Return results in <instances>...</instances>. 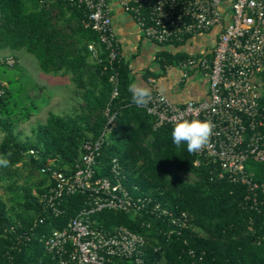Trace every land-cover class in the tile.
Masks as SVG:
<instances>
[{
  "label": "trees",
  "instance_id": "16d2710c",
  "mask_svg": "<svg viewBox=\"0 0 264 264\" xmlns=\"http://www.w3.org/2000/svg\"><path fill=\"white\" fill-rule=\"evenodd\" d=\"M86 14L83 5L68 0H0V49H24L37 58L42 71L69 75L81 100L74 112H49L44 122L32 128L33 135L22 139L11 124L26 121L31 112L10 119L4 101L9 89L4 85L0 154L11 156L9 166L0 167V264L51 261L44 239L80 208L89 207L92 196L87 191L64 193L57 204L60 213L55 214L42 200L50 178L40 166L54 157L65 170L73 167L82 143L99 135L95 177L110 175L116 157L121 181L134 196L142 195L147 207L158 203L175 216L184 212L187 221L186 226L177 227L167 215L105 207L92 213L95 224L105 230L125 225L139 232L146 239V258L164 264H264V207L251 206L245 198L247 187L219 177L218 166L207 157L188 153L183 144L177 148L171 138L172 124L154 126L152 116L132 103L128 91L132 78L122 57L114 63L118 93L110 97L111 68L106 61L98 62L88 49L91 42L100 50L103 46L97 32L83 23ZM185 39L170 43L177 46ZM9 56L14 60L11 66L18 67L14 52ZM191 56L181 49L162 48L156 60L164 68ZM3 66L9 67L6 57L0 59V68ZM151 74L149 69L145 73ZM107 105L114 117L103 132ZM29 148L36 152L27 153ZM196 159L198 163H194ZM245 166L254 171V179L263 177L261 163L247 160Z\"/></svg>",
  "mask_w": 264,
  "mask_h": 264
},
{
  "label": "built area",
  "instance_id": "2783aa9c",
  "mask_svg": "<svg viewBox=\"0 0 264 264\" xmlns=\"http://www.w3.org/2000/svg\"><path fill=\"white\" fill-rule=\"evenodd\" d=\"M68 1L87 9L83 23L97 32L103 46L100 50L91 42L88 49L98 62L106 61L111 68V98L118 93L114 63L121 57L112 26V2L135 20L146 38L159 44L216 30L210 51L192 54L178 64L182 79L189 75L190 69L198 70L207 78V96L175 102L154 88L152 100L144 109L152 116L154 126L172 124L180 116L211 119L215 128L210 143L197 155L215 163L219 177L244 184L248 190L245 198L250 199L251 206L264 207V175L254 179V171L245 166L247 160H252L264 167V0ZM102 51L105 55L100 54ZM13 62L12 57L6 58L7 65ZM3 92L4 82L0 80V95ZM103 113L104 132L112 125L114 113L109 105ZM100 143L101 135L85 140L81 155L67 170L54 157H48L40 166V171L50 178L42 200L52 206L55 214L60 213L57 204L64 193L87 191L92 196L89 207L80 208L63 227L53 228L44 239V249L51 254V261L45 264H164L146 258V239L142 234L125 225L102 229L95 224L92 213L105 207L133 213L146 211L156 217L167 215L177 227L186 226L187 215L182 212L175 216L158 203L147 207L144 196H134L123 185L116 157L112 158L110 175L95 177L93 165ZM35 152L34 148L27 150L30 154ZM188 252L193 255V249Z\"/></svg>",
  "mask_w": 264,
  "mask_h": 264
},
{
  "label": "crops",
  "instance_id": "0c3cea01",
  "mask_svg": "<svg viewBox=\"0 0 264 264\" xmlns=\"http://www.w3.org/2000/svg\"><path fill=\"white\" fill-rule=\"evenodd\" d=\"M111 17L121 57L128 65L132 83L139 81L151 89H158L175 102L207 96L208 81L201 72L194 69L185 79H182L180 67L169 65L161 68L157 63L156 53L162 48L172 51L181 49L189 54L208 52L215 42L216 30L202 31L191 35L177 46L172 43L165 45L146 38L135 20L116 2H112ZM148 69L155 75L146 76L145 73Z\"/></svg>",
  "mask_w": 264,
  "mask_h": 264
},
{
  "label": "rangeland",
  "instance_id": "374dc122",
  "mask_svg": "<svg viewBox=\"0 0 264 264\" xmlns=\"http://www.w3.org/2000/svg\"><path fill=\"white\" fill-rule=\"evenodd\" d=\"M12 52L17 56L19 66L1 67L0 79L6 82L9 89L4 101L6 110H10V119L23 112H31L26 121L11 124L15 135L23 139L33 135L32 128L44 122L49 112L61 115L74 112V108L81 105V100L69 75L42 71L37 58L24 49H0V59L10 57ZM3 133L0 128V139ZM2 190L0 183V193Z\"/></svg>",
  "mask_w": 264,
  "mask_h": 264
},
{
  "label": "clouds",
  "instance_id": "9594fccd",
  "mask_svg": "<svg viewBox=\"0 0 264 264\" xmlns=\"http://www.w3.org/2000/svg\"><path fill=\"white\" fill-rule=\"evenodd\" d=\"M1 81L6 85L4 80ZM128 91L131 93L132 103L139 108H147L152 100V89L142 82L130 84ZM171 123L173 125L171 130L173 144L177 148H180L182 144L186 145V150L190 154H198L206 149L215 128L211 119H187L180 116ZM10 156L11 153L0 154V167L7 168L9 166Z\"/></svg>",
  "mask_w": 264,
  "mask_h": 264
}]
</instances>
